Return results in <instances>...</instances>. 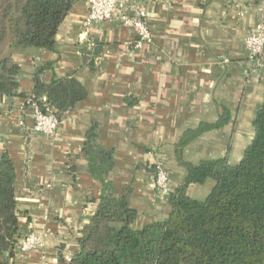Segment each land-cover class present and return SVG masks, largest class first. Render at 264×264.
Segmentation results:
<instances>
[{"label":"crops","instance_id":"crops-1","mask_svg":"<svg viewBox=\"0 0 264 264\" xmlns=\"http://www.w3.org/2000/svg\"><path fill=\"white\" fill-rule=\"evenodd\" d=\"M130 3L146 11L151 43L137 47L135 31L118 21L86 26L88 3L79 0L58 29L55 50L12 54L19 67L18 94L0 96V159L7 155L16 171L19 228L13 264H67V251L79 252L81 232L103 191L88 172L84 153L92 125L97 143L113 151L107 179L115 198L130 193L135 230L163 221L170 212L168 199L185 177L174 154L184 131L216 122L221 107L230 111L227 126L185 149V159L193 164L227 158L236 165L254 138L253 124L264 102V68L252 72L246 40L264 24V0ZM97 47L101 51L91 70L83 50ZM46 66L47 84L72 76L87 92L61 117L57 137L33 131L34 76ZM157 163L168 172L167 194L156 190ZM213 186L210 181L194 185L188 193L204 200ZM31 233L43 247L22 252L19 244Z\"/></svg>","mask_w":264,"mask_h":264},{"label":"trees","instance_id":"trees-1","mask_svg":"<svg viewBox=\"0 0 264 264\" xmlns=\"http://www.w3.org/2000/svg\"><path fill=\"white\" fill-rule=\"evenodd\" d=\"M79 0H0V96L17 95L19 67L12 54L56 48L62 22ZM5 54L2 55V50ZM100 47L83 50V62L95 70ZM34 76L31 101L44 112L61 117L82 102L87 92L74 77L54 78L47 84ZM221 107L214 123L187 129L174 146L175 160L185 171L182 185L170 195V212L161 222L135 230L137 213L129 192L112 195L107 176L114 167L113 151L97 143V126L86 134L84 153L88 172L103 186L99 206L82 230L79 252L69 264H264V102L254 121V138L241 161L227 158L193 164L185 149L205 133L230 123ZM213 181L204 200L190 197L189 189ZM16 171L11 159H0V264H13L19 228L15 197Z\"/></svg>","mask_w":264,"mask_h":264},{"label":"built area","instance_id":"built-area-1","mask_svg":"<svg viewBox=\"0 0 264 264\" xmlns=\"http://www.w3.org/2000/svg\"><path fill=\"white\" fill-rule=\"evenodd\" d=\"M88 14L85 19L86 26L106 21H118L124 27L132 29L137 35L136 46L142 47L153 40L146 22V11L132 8L130 0H87ZM262 10L264 11V4ZM246 46L251 54L250 62L252 72L264 68V24H258L247 40ZM35 107L33 131L48 137H57L60 120L52 110L44 112L38 105ZM156 190L160 194H167L169 189V176L161 163H157L154 170ZM42 240L34 233L21 240L19 249L28 252L42 248ZM66 263L69 264L74 255L67 251Z\"/></svg>","mask_w":264,"mask_h":264},{"label":"rangeland","instance_id":"rangeland-1","mask_svg":"<svg viewBox=\"0 0 264 264\" xmlns=\"http://www.w3.org/2000/svg\"><path fill=\"white\" fill-rule=\"evenodd\" d=\"M1 53H2V55H4V54H5V49H3ZM208 182H209V181H208ZM210 182H213V181H210ZM213 183H214V182H213ZM207 186H208V185H207Z\"/></svg>","mask_w":264,"mask_h":264}]
</instances>
